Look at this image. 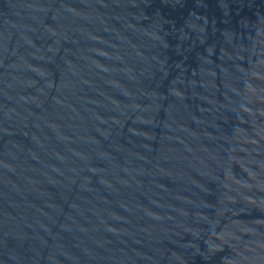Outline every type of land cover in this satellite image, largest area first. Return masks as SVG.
I'll return each instance as SVG.
<instances>
[{
    "label": "water",
    "instance_id": "water-1",
    "mask_svg": "<svg viewBox=\"0 0 264 264\" xmlns=\"http://www.w3.org/2000/svg\"><path fill=\"white\" fill-rule=\"evenodd\" d=\"M0 264H264V0H0Z\"/></svg>",
    "mask_w": 264,
    "mask_h": 264
}]
</instances>
